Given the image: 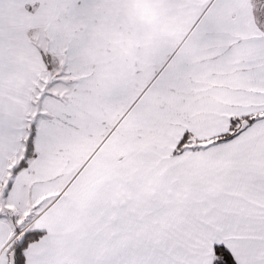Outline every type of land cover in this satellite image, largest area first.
I'll use <instances>...</instances> for the list:
<instances>
[{
  "label": "snow or ice",
  "instance_id": "obj_1",
  "mask_svg": "<svg viewBox=\"0 0 264 264\" xmlns=\"http://www.w3.org/2000/svg\"><path fill=\"white\" fill-rule=\"evenodd\" d=\"M0 264H264V0H0Z\"/></svg>",
  "mask_w": 264,
  "mask_h": 264
}]
</instances>
